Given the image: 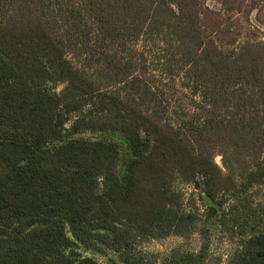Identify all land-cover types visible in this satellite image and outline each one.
Here are the masks:
<instances>
[{
	"label": "trees",
	"instance_id": "16d2710c",
	"mask_svg": "<svg viewBox=\"0 0 264 264\" xmlns=\"http://www.w3.org/2000/svg\"><path fill=\"white\" fill-rule=\"evenodd\" d=\"M218 13L203 0H0V264H151L137 238L209 228L228 200L238 211L264 189V42ZM139 41L164 51L170 75L180 65L192 108L175 124L165 80L127 54ZM178 181L199 191L206 218L185 209ZM245 211L228 264H264V206Z\"/></svg>",
	"mask_w": 264,
	"mask_h": 264
},
{
	"label": "rangeland",
	"instance_id": "374dc122",
	"mask_svg": "<svg viewBox=\"0 0 264 264\" xmlns=\"http://www.w3.org/2000/svg\"><path fill=\"white\" fill-rule=\"evenodd\" d=\"M235 0H203L205 7L212 12H219L221 22L229 24L232 23L235 28H238L242 35V40L250 39L254 42H264V0H241L242 8L239 15H235L232 20H226L232 13L237 12V5ZM230 8H235L233 11H227ZM226 10V11H225ZM249 12V14H248ZM218 13V14H219ZM248 14V15H246ZM206 19V25L209 28L212 25V17H204ZM210 33V32H208ZM132 50L129 56L135 57L136 66L142 70L144 69L149 82L159 83V79H164L166 84L160 90L163 107L167 108V113L164 115V120L175 124L184 114L192 108V96L191 93L184 92L180 89L179 85V73L180 65L174 64L171 68L173 74L170 75L165 67L160 66L156 61V57L162 58L164 51L160 50V47H154L157 55L151 56V47L146 45L144 41H139L130 45ZM131 50V49H130ZM163 52V53H162ZM176 63L177 59H173ZM73 61L77 62L74 58ZM163 73L169 77L160 76ZM153 75L158 76L154 78ZM175 79V82L172 80ZM63 85H59L55 88V91L60 93L63 89ZM120 89V86L116 88H109V91H116ZM215 163L222 169L224 174L227 170L223 166L222 158L217 154L214 158ZM174 189L180 191L184 197V206L186 210L192 209L197 212L203 218L207 217L209 213L206 205L202 202L199 196V191L194 189L192 185L184 184L180 181L175 182ZM264 189L262 187H256L251 189L243 198L242 205L239 206V210H234V204L236 200H228V203L224 205L226 209L227 217L222 218L217 222L216 218L210 221L209 228L203 227L202 222L198 223V228L194 229L187 236L170 235L163 239H151L144 240L137 238L135 245V252L138 256L144 258L151 264H167L171 259L179 257L184 254L197 255L200 252L204 253L205 258L203 264H228L235 252L240 248L241 241L246 238L238 234L237 231H232V226L235 220L242 221L247 206H251L252 209L257 210V216L262 215L261 207L264 206ZM240 224V223H239ZM206 232H205V229ZM93 257L101 262L107 264L106 261L98 255Z\"/></svg>",
	"mask_w": 264,
	"mask_h": 264
}]
</instances>
